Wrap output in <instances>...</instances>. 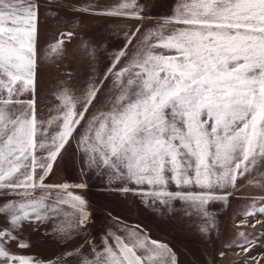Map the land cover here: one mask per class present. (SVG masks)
Returning <instances> with one entry per match:
<instances>
[{
  "label": "snow or ice",
  "instance_id": "obj_1",
  "mask_svg": "<svg viewBox=\"0 0 264 264\" xmlns=\"http://www.w3.org/2000/svg\"><path fill=\"white\" fill-rule=\"evenodd\" d=\"M76 10L144 19L136 0ZM157 23L131 55L126 46L140 28L126 37L99 82H89L80 95L60 92L58 115L47 122H56L57 131L49 136L36 118L35 99H20L35 91L38 0H0V196L12 197L0 204L9 223L0 230V264H40L6 247L10 241L30 247L17 235L26 223L54 221L62 240L87 227L88 202L71 190L87 185L45 183L77 128L82 171L103 175L108 186L121 183L120 192L164 210L180 202L186 214L201 218L205 234L215 227L207 205L227 204L238 179L264 167V0H176ZM63 43L51 45V53L60 54ZM109 76V110L86 115ZM249 217L253 228L264 221V197L253 200L242 222ZM123 232L109 233L111 242L106 237L99 249L91 246L82 264H177L167 244L138 226ZM239 236L242 251L255 246L244 232Z\"/></svg>",
  "mask_w": 264,
  "mask_h": 264
},
{
  "label": "rangeland",
  "instance_id": "obj_2",
  "mask_svg": "<svg viewBox=\"0 0 264 264\" xmlns=\"http://www.w3.org/2000/svg\"><path fill=\"white\" fill-rule=\"evenodd\" d=\"M123 2L38 0L35 91L25 93L20 99H35L36 118L43 123L49 136L57 131L56 122L51 126L47 122L58 115L62 103L58 98L60 92L68 89L73 95H80L89 82H99L112 62L114 53L125 47L126 37L140 28V33L126 46L127 53L131 55L141 34L159 28L157 21L172 13L176 0H136L137 5L143 8L144 19L109 17L76 10L113 8ZM172 27L175 26L171 25L169 29ZM67 32L73 35L70 38L62 37ZM61 39L64 41L62 52L51 53V45ZM126 62V58L121 59V64ZM113 95V78L109 76L103 81L97 100L93 101V107L89 108L86 115L97 110H109ZM81 130L77 128L73 133L69 141L71 148L66 146L67 151L57 158L45 183L87 185L83 189H71L88 202L90 218L87 227L71 240H62L55 234L57 224L54 221L26 223L17 235L30 247L20 248L17 241H10L6 247L11 253L32 257L40 264H82V260L90 256L91 246L101 248L106 237L111 242L109 233L124 235V227L138 226L142 235L167 244L173 250L177 264H255V260L264 264V221L254 228L250 226L255 222L254 218L249 217L242 222V213L253 200L259 202L264 197V167L254 169L252 173L238 179L240 187L229 197L227 204L210 202L207 205L215 227L205 234L200 230L201 218L186 214L180 202H173L170 209L164 210L160 205L146 203L132 192H120L121 183L108 186L103 175L82 171L85 168L84 157L76 146ZM37 155L44 153L38 152ZM11 198L0 196V204ZM64 211L72 213L68 207ZM8 227L6 216L0 215V230ZM240 232L256 241L248 252L237 247L242 241ZM74 250H79L78 254L66 255Z\"/></svg>",
  "mask_w": 264,
  "mask_h": 264
}]
</instances>
